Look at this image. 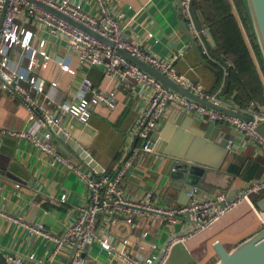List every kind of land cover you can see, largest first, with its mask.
Returning <instances> with one entry per match:
<instances>
[{"label":"crops","instance_id":"0c3cea01","mask_svg":"<svg viewBox=\"0 0 264 264\" xmlns=\"http://www.w3.org/2000/svg\"><path fill=\"white\" fill-rule=\"evenodd\" d=\"M178 1L106 0V7L113 14L121 11L125 13L123 24H127L125 37L129 42L140 45L162 62L171 61L178 55V59L173 61L174 71L207 92H214L220 82L219 66L211 64L202 53L204 62L200 60L191 46L178 23ZM241 1L250 30L235 0H199L200 10L206 15L207 22H213L208 28L216 44L214 52L219 57L216 59L229 62L232 75L237 74L244 83L241 89L234 87L231 98H240L242 93L250 105L254 103L264 110V63L259 48H255L257 43L249 14L244 1ZM83 7L94 14L99 10L95 0H84ZM198 12L201 16V12ZM226 13L230 17H220ZM27 28L36 34L33 47L39 52L46 51L51 60L46 69L39 67L37 70L45 82L44 94L37 96L26 83L22 84L23 88L32 97H37L40 103L48 99L57 103L73 101L84 95L90 98L91 94L84 86L86 79L97 90L114 92L117 102L115 109L105 105L92 106L87 123L67 115L61 128L92 156L104 174H115L125 161L133 159L132 167L121 183V192L126 201L138 202L145 193L150 192L154 195V202L160 206L179 205L173 202L177 195L171 189L173 181L169 177L172 160L156 150L133 156L132 130L147 100L140 88L135 87L134 81L126 80L117 85L106 78L101 69L82 64L60 36L50 37L32 25ZM149 34H153V37L150 38ZM37 62L39 65L44 63L41 54L37 55ZM48 110L58 115L56 106H50ZM175 110H167L160 129ZM30 115L31 108L23 97L7 93L0 87L1 129L25 131L32 126ZM186 115L193 117L189 113ZM175 116L176 119L181 117L178 113ZM194 125L209 126L198 120ZM217 127L224 136L223 146L227 138H233L235 147L228 150L219 172H216L218 178L206 182L207 188L215 192L210 194L201 191L202 197L220 191L228 192L229 196L264 178V149L230 126ZM49 128L41 127L39 136L43 138L44 132L50 133ZM0 167L8 169L6 173L0 174V251L46 257L52 246L42 237L27 235L25 228L8 216L20 217L30 223H44L50 231L60 234L71 226L79 209L87 202L85 182L74 173L52 164L47 153L25 138L8 136L0 141ZM81 169L86 171L87 167L81 165ZM263 198L264 192L252 195L251 203L242 202L204 232L180 242L194 263L217 264L219 256L214 248L216 242L232 251L261 231L264 228V209L259 203ZM128 218H132V224L127 223ZM186 226L185 220L173 223L167 216L126 210L118 214L114 221L107 218L100 235L108 236L119 249L127 238L131 252L150 257L156 253L154 246L158 249L164 247L174 233L183 231ZM145 233L147 235L144 237ZM0 264L10 263L0 255ZM86 264H109L98 239L87 249ZM111 264L120 263L115 260Z\"/></svg>","mask_w":264,"mask_h":264},{"label":"built area","instance_id":"2783aa9c","mask_svg":"<svg viewBox=\"0 0 264 264\" xmlns=\"http://www.w3.org/2000/svg\"><path fill=\"white\" fill-rule=\"evenodd\" d=\"M35 1L83 25L112 42L114 47L29 0H0V87L3 90H9L10 94L24 98L31 108L29 121L32 124L29 129L22 132L0 128V135L31 141L35 147L50 156L52 164L74 173L85 182L87 188L85 206L79 209L71 226L60 234L50 231L44 223H30L20 217L8 216L17 225L24 227L30 237L45 239L52 246V250L42 258L0 251V255L7 262L10 264H86V246L94 245L98 239L101 251L108 256L109 264L115 260L120 264H165L175 244L183 243L204 232L242 202L251 203L252 195L264 192L263 178L261 179L263 181L259 180L248 185L230 201L226 191L202 197L201 191L195 190L189 193L190 200L186 206H160L154 202V195L150 192L145 193L144 198L138 202H129L122 195L121 183L126 172L132 167V158L125 161L115 174L105 173L96 176L88 169L82 170L81 165H75L69 158L58 152L51 143L49 132H44L43 138L39 136L41 127L61 126L67 115L87 123L92 106L105 105L113 110L117 107V102L114 92L97 90L88 79L84 81V86L90 92V98L84 95L73 101L57 103L48 99L47 102L40 103L37 97H32L22 84H28L37 96L44 94L45 82L38 75L37 70L39 67L46 69L51 57L46 51L39 52L33 47L32 43L36 34L27 28L31 25L50 37L60 36L67 48L76 54L82 64L101 69L105 77L117 85L129 78L134 80L135 87L140 88L147 100L132 130L133 156L151 153L154 150L150 147L152 134L160 130L162 118L169 108L189 113L202 124L230 126L248 140L257 142L264 149V139L257 133L259 123L264 121V110L254 103L243 109L233 98L221 95L230 75L231 64L220 62L211 54L203 38V32L196 27L192 13L194 0H182L181 18L186 22L203 56L211 64L219 66L223 72L222 83L215 92H207L197 83L178 75L173 68V61L178 59V55L171 61L162 62L148 50L142 49L140 45L129 42L125 37L127 24H123L125 13L122 11L117 14L111 13L106 7V0H95L99 9L96 14L88 12L83 7L84 0ZM149 37H153V34H149ZM119 49L128 51L199 98L247 114L252 118L251 121L246 122L242 118L213 109L168 88L123 57L118 52ZM38 54H41L44 59L42 65L37 62ZM61 65L67 68L65 64L61 63ZM50 106H56L58 115L49 112ZM225 147L227 150L234 149V139L227 138ZM130 206L156 212L159 216H167L173 223L185 220L187 226L183 231L174 233L164 247L158 249L154 246L156 253L150 257L136 255L129 250L127 238L123 240L124 246L119 249L108 236L100 235L107 218L114 221L118 214L126 210H134ZM127 223L132 224V218H128ZM146 235L145 233L144 237Z\"/></svg>","mask_w":264,"mask_h":264},{"label":"water","instance_id":"95a60500","mask_svg":"<svg viewBox=\"0 0 264 264\" xmlns=\"http://www.w3.org/2000/svg\"><path fill=\"white\" fill-rule=\"evenodd\" d=\"M29 1L71 22L100 41L110 45L111 47H114L112 42L94 33L83 25L75 22L57 10L35 0ZM243 1L249 14L252 31L264 63V0ZM177 9L179 18L178 23L180 27L184 31L193 49L198 54L200 60L204 62L200 48L195 42V39L193 38L186 22L181 18L182 0L178 1ZM192 13L195 19L196 27L199 31L203 32V38L208 44L211 54L215 58H219L214 52L216 49V44L211 34L210 28L203 26L200 13L197 11L194 2ZM118 52L133 64L137 65L145 72L149 73L154 78L165 84L168 88L213 109L242 118L246 122L251 121L252 118L250 116L244 115L241 112L223 107L221 105L213 104L199 98L195 94L183 88L181 85L177 84L167 75L161 73L149 64L133 56L128 51L119 49ZM129 80L133 79L129 78ZM230 81V78H228L221 93L222 96L227 95ZM6 92L9 93V90ZM183 112L184 111L182 110L176 109L170 115L164 127L162 126V129L152 134L150 147L172 160L173 164L169 177L173 181L171 189L177 195V199L173 202L181 206H186L190 200L189 193H192L195 190L209 192L210 194L215 192V190H209L207 188L206 182L216 180L218 178V174H216V172H219L221 164L227 155L228 150L225 146H223L224 136L217 126L209 125L206 128L202 126L196 127L194 125L196 123V119L186 115V113ZM177 113L181 115L179 119H176L175 115H177ZM181 119L182 122H180ZM49 130L51 135V143L58 152L69 158L77 166L85 165L87 169L94 175H104V171L92 158V156L84 148H82L75 141V139L69 138L68 134L61 128V126H51ZM257 133L261 138L264 139V121L259 123ZM6 137L8 138L7 135H0V141ZM7 170V168L0 167V174L2 175V173H6ZM240 192L241 191L238 190L236 193H230L228 201L232 200L234 196ZM263 205L264 198L259 203V206L264 209ZM130 207L134 210L156 214V212L150 210L133 206ZM96 235L98 236V232ZM88 248L89 245L86 246V250ZM214 248L219 256V262L217 264H264V228L254 236L242 242L232 251L226 250L219 242H216ZM165 264L195 263L183 244L178 243L171 248L169 257Z\"/></svg>","mask_w":264,"mask_h":264},{"label":"trees","instance_id":"16d2710c","mask_svg":"<svg viewBox=\"0 0 264 264\" xmlns=\"http://www.w3.org/2000/svg\"><path fill=\"white\" fill-rule=\"evenodd\" d=\"M235 2L237 4V6H238V9H239L242 17H243V20H244V23H245L247 29L250 30L249 23H248V19H247V16H246V13H245V10H244L242 1L241 0H235ZM194 3H195V6H196L197 11H200L201 12V21H202V24L205 25V27H210V25L212 26L213 22H211V23L207 22L206 15L204 14V12H202L200 10V2H199V0H194ZM225 15H228V16H225ZM220 17H223V18L224 17H230V15L226 13V14H223L222 16H220ZM215 21H217V20H215ZM252 38H253V36H252ZM253 42H254V40H253ZM257 47H258V45L257 46L255 45L256 50H257ZM263 69H264V67H263ZM218 74H219V78H220V82H219V86H220L221 83H222V75H223V72H222V70L220 68L218 69ZM235 75H232V73L230 71L229 78H230L231 81H230V87H229V91H228V97H232L234 87H237L239 89H241V87H244V83L241 80V78L237 74H235ZM219 86H218V88H219ZM233 99L243 109H245V108H247V107L250 106L249 101L246 100L247 98L242 93H241V97L240 98H238L237 96H235Z\"/></svg>","mask_w":264,"mask_h":264}]
</instances>
